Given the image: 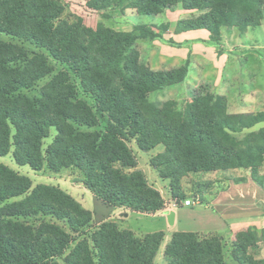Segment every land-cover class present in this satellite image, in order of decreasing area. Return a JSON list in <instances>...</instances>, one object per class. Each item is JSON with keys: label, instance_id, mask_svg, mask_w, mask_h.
<instances>
[{"label": "trees", "instance_id": "1", "mask_svg": "<svg viewBox=\"0 0 264 264\" xmlns=\"http://www.w3.org/2000/svg\"><path fill=\"white\" fill-rule=\"evenodd\" d=\"M86 1L90 14L198 11L181 20L176 33L206 30L216 45L223 28L245 31L264 20V0ZM65 11L60 0H0V158L12 155L34 172L76 171L108 208L146 215L164 211L166 201L140 170L134 146L145 153L164 147L149 165L170 182L176 204L187 197L186 181L202 173L249 171L264 190V176L257 173L264 166V129L246 133L264 122V112L231 114L224 97L202 86L186 117L172 116V103L149 100L150 84L179 73L153 72L136 48L139 38L161 34L147 26L118 32L103 22L92 28L84 18L62 20ZM1 36L40 52L30 54ZM51 59L65 69L30 97L25 91L55 73ZM194 185L195 195L207 187ZM93 224V212L61 188H33L29 177L0 163V264H154L165 239L164 232L138 236L110 220ZM257 243L248 231L230 246L218 236L176 232L164 257L167 264H264L252 253Z\"/></svg>", "mask_w": 264, "mask_h": 264}, {"label": "crops", "instance_id": "2", "mask_svg": "<svg viewBox=\"0 0 264 264\" xmlns=\"http://www.w3.org/2000/svg\"><path fill=\"white\" fill-rule=\"evenodd\" d=\"M105 14L98 13L96 17L100 19V15ZM199 15L198 11L178 8L153 16L158 20L149 25H141L140 15L129 10L124 14L118 12L116 16L108 17L111 24L107 26L125 33H135L136 27L147 26L162 35V39L139 38L136 48L140 53L141 62L153 72L179 73L175 79L150 84L149 100L152 103H172V116L185 118L186 106L194 101V93L202 86H209L216 96L224 97L231 114L264 112V20L261 26L250 27L245 31L240 28H223L222 41L218 45L211 42L210 33L206 30L176 33L181 20ZM99 19L89 27L96 28L98 23H105ZM261 129H264V122L246 133L258 132ZM231 172L239 173L242 175L239 177L246 178L247 182L236 184L231 179L225 188L213 192L214 186L218 185L212 180L213 177L227 172L202 173L203 179L198 180L193 175L188 179H193L196 183L202 182L208 187L207 221L213 222V226L183 232L218 236L230 246L239 232L248 231L252 238L258 241L252 253L257 259H264V190L254 183L249 171ZM144 173L147 177L146 172ZM257 173L264 176V166ZM149 184L157 189L150 182ZM160 192L162 194V191ZM200 196L197 194L195 198H200L202 204L203 199ZM163 198L166 201V209L154 215L108 208L95 196V209L91 211L94 214V222L98 220L97 226L107 220L118 223L127 213L159 217L164 226L161 231L165 233L163 245L171 241L167 233L177 224L173 208L176 203L172 198V202L164 196ZM143 235L145 234L138 236Z\"/></svg>", "mask_w": 264, "mask_h": 264}, {"label": "rangeland", "instance_id": "3", "mask_svg": "<svg viewBox=\"0 0 264 264\" xmlns=\"http://www.w3.org/2000/svg\"><path fill=\"white\" fill-rule=\"evenodd\" d=\"M60 1L62 2V4L65 6L66 9L64 15L62 16V20H66L69 22H76L80 18H84L86 24L88 26H92L96 24V21L99 19L98 17H96V14L88 15L87 11L85 10L87 3L86 0H60ZM117 13L118 12H110L106 14L104 13L105 15L103 16L100 15L99 20L104 21L106 25L107 24L110 25L111 24L110 18L108 17L116 16ZM157 20L153 16L140 15L141 25H149L150 23ZM1 37L5 41L16 43L23 46L28 50L30 54L40 52V50L36 49L34 46L28 43L15 40L6 36H1ZM51 62L56 66L55 73L50 77L39 82L38 85L33 90L25 91V93L30 97L37 98L40 95L41 88L45 86L55 74L65 69L64 66L53 61L52 59ZM72 80L76 85L79 86V81H77L75 77H73ZM79 92H80L79 93L80 97L88 100L89 103L93 104V100L89 96L83 94L81 89L79 90ZM98 130H103V125L100 126ZM52 132L54 136L56 131L52 130ZM134 149L139 162L140 170L146 172L148 181L152 185H154L157 189L162 191L163 196L168 201L172 202L170 195V182L166 180H162L149 165V161L151 160V158L158 155L159 153H162L164 151V147L160 146L156 150L150 153L142 152L136 146H134ZM0 163L9 166L10 168L20 173L21 175L29 177L33 182V188L41 184L59 187L68 194H70L77 201L81 202L84 208L90 211L92 209H95L94 195L84 187V185L81 182L80 176L76 171L68 170L61 174H54L47 170H44L42 172H34L29 167H19L14 162L12 155H9L4 158H0ZM193 176H196L198 180L203 179L204 177L203 174L193 175ZM239 176L242 175L234 172H227L216 175V177H213L212 180L214 182L216 181L218 185L214 186L215 189H213V192H217V190L225 188L226 187L225 185L228 184L231 179L240 178ZM194 183L196 184V181L193 179L187 180L185 183L187 197L182 201H180L179 204L174 203L175 206H173V208L176 213L177 224L174 228L170 229L171 232L167 233V235L169 236L168 239H171L173 233L176 232L195 231L196 229L203 230V229H208L207 227L213 226V222L207 221V215H208L207 212H209L207 210V204H206L208 201V193H207L208 187L201 188V193H199L201 195L200 197L203 199L201 205L193 206V207H186L184 205V202L186 200H193L195 198V194L191 192V191H195L196 187ZM121 218L122 220L118 222L120 229L131 230L135 232L137 235L142 233L149 234V233L161 232L164 229L163 223L159 217L144 216L134 213V214H128L127 217L123 216ZM97 223L98 220L94 222L93 224L94 228L97 227ZM167 244L168 242L162 245V248L156 257L154 264H167L164 257ZM62 264L64 263L62 262Z\"/></svg>", "mask_w": 264, "mask_h": 264}, {"label": "built area", "instance_id": "4", "mask_svg": "<svg viewBox=\"0 0 264 264\" xmlns=\"http://www.w3.org/2000/svg\"><path fill=\"white\" fill-rule=\"evenodd\" d=\"M184 205L186 207L198 206V205H201V200L200 198H194L193 200H186L184 202Z\"/></svg>", "mask_w": 264, "mask_h": 264}, {"label": "water", "instance_id": "5", "mask_svg": "<svg viewBox=\"0 0 264 264\" xmlns=\"http://www.w3.org/2000/svg\"><path fill=\"white\" fill-rule=\"evenodd\" d=\"M125 216L127 217V216H128V214H125Z\"/></svg>", "mask_w": 264, "mask_h": 264}]
</instances>
